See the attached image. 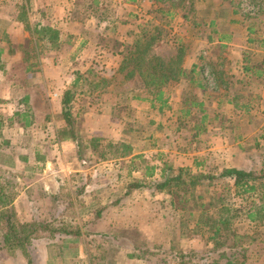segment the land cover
<instances>
[{"label":"rangeland","instance_id":"374dc122","mask_svg":"<svg viewBox=\"0 0 264 264\" xmlns=\"http://www.w3.org/2000/svg\"><path fill=\"white\" fill-rule=\"evenodd\" d=\"M120 2L113 0L115 5L108 11L113 19L124 24L121 30L111 32L103 45L108 48H102V52L110 55L116 53L117 60L112 67L120 65L117 54L122 58L127 47L136 42L138 33L146 29L160 34V41L147 60L152 57L176 60L182 51L183 68L191 71L190 65L195 61L196 72L203 76L187 77L186 73L178 81L163 86L168 105L160 110L159 103L153 107L150 102L152 88H144L136 80L126 82L125 74L114 75L112 68L106 71L101 68L103 64L97 65L99 72L108 74L104 78L110 84L94 92L89 85L97 84V79L89 75L86 83L76 89L71 105L80 148L66 133L67 128H63L64 138L76 147L63 148L64 157L57 150L51 132L46 139L39 135L41 127L35 126L25 143H20L21 140L13 145L5 143L2 129L0 148H13L12 158L20 165L15 164L17 167L13 170L6 168L7 165L0 168V245L9 232V215H12V225L18 232L21 230L22 238L34 231L36 225L50 224L53 231H76L86 225L88 220H83V224L77 221V209L71 205L61 213L55 210L56 206H51L43 215L46 217L43 224L42 221L23 223L24 216L29 214L26 208H12L13 214L8 213L7 206L15 195L45 179V186L54 193L32 194L28 198L69 203L75 200L77 207L85 206L79 210L83 219L97 217V212L103 209V206L91 205L115 199L124 201L121 209L113 207L99 217L113 219L123 214L122 222H117L111 231L106 228L107 232H120L119 235L104 234L100 227L102 233L87 229L84 237L83 234L73 237L74 246L61 239L63 245L83 250L84 258L79 259L71 256V248L62 249L63 258L69 264H116L124 251L135 259H142L143 264L147 260L150 264H224L229 256H221L235 251L242 256L236 257L240 263L264 264V185L254 194L241 195L232 180L219 178L225 169L235 168L264 175V77L248 76L243 73L242 64V59L250 60V65L255 61L257 69L264 71V0H145L142 5L137 3L127 8ZM22 3L23 0H0V9L9 11L10 16L18 15ZM127 14L128 18L124 19ZM84 15H87L85 11ZM213 20L214 26H209ZM1 29L0 42L10 43V56L15 61L11 66L12 74H18L15 86L28 89V106L21 110L28 115L25 119L30 123L43 122L42 126L53 117L57 122L63 120V111L57 113V107L50 103L53 99L60 103L63 97L53 94L71 85L73 80L68 78H72V68L66 70V79L62 81L41 77V55L50 50L43 36L49 35L38 32L23 44L13 46L7 32ZM217 33L234 34L235 44L227 39L223 47L216 42L209 43L210 38L215 40L219 36ZM59 41L54 44L60 45L59 59L68 60L73 54V39L63 32ZM85 54L94 58L97 52L92 48ZM213 68L217 78L215 91L216 87L210 88L213 80L208 78ZM199 82L206 84L207 89H199ZM230 101L239 107L234 108ZM1 116L0 129L9 119ZM93 116L104 119L94 122L90 119ZM204 117L207 119L202 120ZM91 139L98 141L91 145ZM23 147L31 153L30 163L22 158ZM23 162L27 163L26 169ZM152 168L153 176L150 175ZM187 170L191 177L206 176L193 193L180 189L179 194L172 195L168 190L155 189L164 179L163 171L168 177L184 171L183 180L187 182L190 180ZM104 185L111 186L112 191L100 190L95 195L89 192L84 197L86 189ZM135 185L138 187L133 188ZM35 209L38 215L39 209ZM256 209L262 210V218L250 221L248 214ZM221 217L226 225L222 226L217 247L210 239V226L205 223L218 222ZM44 232L39 231L38 238L50 237L49 231ZM30 251L27 256L21 249L0 250V264H39L42 257L38 248ZM33 251L37 252L33 254Z\"/></svg>","mask_w":264,"mask_h":264},{"label":"crops","instance_id":"0c3cea01","mask_svg":"<svg viewBox=\"0 0 264 264\" xmlns=\"http://www.w3.org/2000/svg\"><path fill=\"white\" fill-rule=\"evenodd\" d=\"M113 0H23L22 6H20V12H18V15H9V11L7 12L5 9H0V29L2 26H6L5 30L9 35V39L12 42V45L18 44H23L27 38H31V35L34 33H38L36 31H45L48 29H51L53 31H59L60 32V38L62 37V33L66 32L69 34L71 39H73L72 43V52L73 54L69 57L68 60L63 61V59H59L61 56V50L59 51V47H56V45L52 44L49 41V36H46L47 39H44V43L48 44L50 47L49 52H45V54L41 55V67H40V72L42 73L40 76H44L45 78H55L59 79L62 81L65 78L64 73L66 72L67 69H71L72 73V78H68L69 80L72 79L73 82L69 87L65 88L66 90L63 91L64 89H61L60 91H56L53 96L59 98L60 96L63 98H60V103H58V99L55 100L53 99L51 101V105L57 107V113H61L63 111L62 108V102L65 97L66 91L72 89L75 80L80 76L83 80L88 79L89 75H92V77L97 76H106L108 74L104 72H99L100 70L97 69V65L103 64V67L101 68H106L105 70H113V74L116 75L118 74V67L120 68L121 65V60L123 59V56H119L117 54V57L119 58V64H117V67L113 66L115 64V61L117 60L115 54L116 53H104L102 52V48L106 49L108 46H103L105 45L106 40L111 36V32L121 30V24L118 22L117 19H113V16H111V12L108 11L110 7H114V3H112ZM143 1V0H142ZM141 0H121V5L124 7H129V6H134L137 3H144ZM135 3V4H133ZM142 5V4H141ZM86 8V9H85ZM13 11L12 13L16 12ZM84 11L86 12L87 15H84ZM124 19L128 18V14L125 15ZM20 17L23 19L20 20ZM215 20H213L209 26H214ZM37 24H34L36 23ZM1 29V30H2ZM219 36L215 40L213 38L209 39V43L211 42H216L219 44H222V47L225 44V39L228 40L229 43H232V45L235 44V35L230 34L228 36H222L221 34L217 33ZM73 36V37H72ZM96 38H99L96 39ZM50 42V44L48 43ZM211 41V42H210ZM60 42V41H59ZM58 42V43H59ZM252 42V41H250ZM10 43L6 42L3 40V42H0V114H3L6 118L9 116V119L4 121L6 123L3 125L0 129V136L1 130L3 131V139L7 145H13L16 144L17 142L20 143H25L27 140H29V137H31V132L34 130L35 126L36 127H41L39 130V135L45 136L44 138H49L51 132L52 138L56 139L55 140V145L60 149V154L62 157H64V149L65 147L68 146H73L75 147V143L69 141L68 139H65L63 136V133L61 134L63 128L66 127V124L64 120H60L59 122L53 120L51 118V121L47 123L46 125H40L43 122H37V123H30L29 120L25 119V117H28L27 114H23L24 108H26V105L28 106L29 102V97L27 96L28 89H26V86L24 87H16L15 83L18 82L16 79V76L18 74H12V64L15 62L11 58L10 54V49L11 47L9 46ZM12 46V47H13ZM62 46V45H61ZM97 52L94 56L92 57L90 54L87 56L85 53L92 49ZM122 55V53H120ZM16 59V58H15ZM202 59V57H201ZM203 61V60H202ZM248 60L242 59V64L245 67V65H248ZM252 70L249 73L250 76H261L264 77V71H259L257 69L258 65L255 64V61ZM196 62L194 61V64L190 65L192 69L196 68L195 65ZM104 65H107L105 67ZM93 66V67H92ZM244 67H243V73H244ZM91 68V69H88ZM116 68V69H115ZM94 69V70H93ZM27 70H30L29 68ZM260 73V74H258ZM100 74V75H99ZM29 75V73L27 74ZM194 75L196 78L198 76L202 77L203 75L201 73L194 72ZM109 77V76H108ZM206 78V77H205ZM208 78L212 79L213 82H211V87L215 88L214 91L217 89V83L215 82V75L214 74H208ZM229 79L233 80V77H229ZM14 82V83H13ZM200 83V84H199ZM197 85L199 89L206 90L207 88L205 87L206 84H203L202 82H199ZM195 84V83H194ZM16 87V88H15ZM100 90V89H99ZM106 90V89H105ZM104 90V91H105ZM94 92L98 90H93ZM50 96V95H49ZM234 108L236 106L234 101L229 102ZM58 105H59V111H58ZM202 106V104L200 105ZM56 113V114H57ZM189 112L187 111V114ZM22 117V118H20ZM2 118V116L0 117ZM94 120V122L101 121L104 119V117L97 118L96 116L91 117L90 119ZM88 119V121L90 120ZM207 118L204 117L202 120H206ZM23 120V121H22ZM46 123V121L44 122ZM37 124V125H36ZM1 125V123H0ZM42 133V134H41ZM59 146V147H58ZM20 149L15 147V150ZM23 153V160L27 161V163H30L32 161L31 153L25 149L24 147L21 149ZM56 150V149H55ZM13 151V148L2 150L0 148V168L5 167L10 168L13 170L15 167L20 165L19 162L16 161L15 158H12L13 155H11ZM6 161V162H3ZM19 163V164H18ZM24 163V162H23ZM26 163V162H25ZM24 163V164H25ZM26 163V164H27ZM15 164L17 166H15ZM25 164V167L23 169L27 168V165ZM47 176V174H46ZM44 180H41L37 184H30L26 188H24L23 192L19 195L16 196L11 204L7 206V210L10 209L12 211V208L15 210H19L21 208H26L27 211L29 212L28 216H24V221L23 223H33L36 221H42V224L44 223L43 221L46 220V217L43 215H46V211L51 208V206H56V211L58 213L63 212L66 208H69L71 205L72 207L75 206L76 213L78 215L77 221L81 224H83V220H88L87 223L81 225V229H76V231H79L80 236H73V235H68L61 233L59 231H55V233H51L50 237L49 236H42L38 238L36 235L33 239V242L29 247H28V253H30V249L34 247V250H37L38 248V254L42 257L40 258V263L39 264H69L67 262V259L63 258V253L62 249L64 251H68L71 248V256L72 257H78L79 259L84 258L83 250L82 249H73L72 247L74 241L73 237L78 238L81 237L83 234V237L87 233V229L89 231H92L94 233L96 232H104V234H109L112 235V233L115 234V232H107L106 228L111 229L113 228L114 225L123 220V214L115 215V217H108V216H101L103 212L100 213L99 210L97 212V217H89L88 219H83L79 214L81 212L79 211L81 208H84L85 206L81 205L80 207L76 206V201L74 200L73 203H69V201L66 200H60L58 202L54 201L51 202L50 199L48 200H39L35 201L34 199H29L28 197L32 194H38V193H54L53 189H49L47 186L44 184ZM109 185H104V186H95L92 189H86V193L84 194V197H86L89 192H94L92 194H96V192H99L102 190V192H111ZM45 195V194H44ZM43 196V195H42ZM112 197V196H111ZM116 197V196H113ZM82 198V197H81ZM109 199V198H107ZM122 201L121 199H115V200H107L100 202L99 204H94L91 205L92 207L96 208L97 206H103V209L106 208L105 210H110L113 207L117 209L122 208ZM82 203V202H81ZM48 207V208H47ZM35 208L39 209L38 215H36ZM47 208V209H46ZM113 208V209H115ZM94 210V209H93ZM104 210V211H105ZM34 213V214H32ZM125 224V223H124ZM50 225V224H47ZM51 227V226H50ZM88 227V228H87ZM100 227L103 228V230L99 231ZM90 228V229H89ZM105 229V230H104ZM127 229V228H126ZM123 228V230H126ZM74 232V231H72ZM101 232V233H102ZM44 233H47L46 231ZM100 233V234H101ZM98 234V233H96ZM119 233L115 235H119ZM68 238V239H66ZM112 238V237H110ZM115 238V237H114ZM63 239L67 240L68 242H71V246H66L63 245L60 241ZM122 239V238H120ZM37 241V242H36ZM56 242L55 244L50 243V242ZM63 242V241H62ZM74 246V245H73ZM37 251H33V254H35ZM87 252V251H86ZM59 256H61L59 258ZM127 251H124V253L120 254V258L118 259L116 264H143L142 259L139 260L135 259V257H131ZM31 259V257H30ZM147 264H150L151 261L147 260ZM82 263V262H81ZM36 264V263H35ZM38 264V263H37ZM90 264V263H88Z\"/></svg>","mask_w":264,"mask_h":264},{"label":"trees","instance_id":"16d2710c","mask_svg":"<svg viewBox=\"0 0 264 264\" xmlns=\"http://www.w3.org/2000/svg\"><path fill=\"white\" fill-rule=\"evenodd\" d=\"M132 1V0H131ZM159 1V0H158ZM163 1V0H161ZM161 12V11H160ZM39 32V31H36ZM35 34V33H34ZM40 34L49 35V41L52 44H57L60 40V32L59 31H53L51 29L41 31ZM137 40L134 44L131 46H128V50L123 55V59L120 65V68L118 70V74L124 75V81L128 82L131 80H136L140 82L139 84L142 85L144 88H152L153 95L152 100H150L152 106L154 107L156 103L160 104V110H163L165 106L168 105V99L165 98V92L162 90L163 86L167 85L170 82L178 81L181 77L186 76L189 77L191 74L194 75V72H196V68L192 69L191 71H187L182 66V58L183 53L180 52L179 56L175 60L171 61H165L159 57H152V59L147 60V55H149L154 46L160 41V34H154L151 31H148L146 29H142L141 32L138 33ZM47 39L46 36H43V40ZM248 60V59H247ZM246 61V60H245ZM250 61V60H248ZM251 62H248V65H245L244 72L246 74L251 73L253 64L250 65ZM181 65V67H178ZM256 67V66H253ZM213 71V73H212ZM209 72L210 74H214L216 76V71L212 70ZM260 74V73H258ZM95 78L97 79V84L90 83L89 87L92 90H99L104 89L107 86H109V79L104 78L102 76L95 75ZM217 80V78H216ZM86 79H82L80 76L75 80V83L72 87V89L66 91L65 97L63 99V120L66 124V130H62L61 134L66 131V133H69V137L72 138V140L79 146L80 148V142L79 137L76 134L75 126L76 121L74 119V115L72 113V100L74 95L76 94V89L80 86L81 83H86ZM192 81V80H191ZM200 84V83H199ZM217 90V89H216ZM236 108L239 107V105L236 103ZM240 108H247V107H240ZM68 139V138H67ZM97 139H91L90 144L93 145L95 142H97ZM123 157H127V155H124ZM142 158V157H138ZM154 169H151L150 175L153 176ZM164 173V179L161 183H158L155 186V189L157 191H166L168 190L172 195H175L176 192L179 194L180 189H187V194L193 193V189L195 186L205 177L203 175H199L198 177H191L190 171L187 170V176H190V180L185 182L183 180L184 178V171H181L180 174L176 177H168L166 176V171H163ZM221 179H230L233 181V184L235 188L238 190V193L241 195H247V194H254L255 192L259 191L260 186L264 185V175L258 176L254 172H247L244 170L239 169H225L220 177ZM209 179H215L214 177H209ZM138 187V185L133 186ZM185 187V188H182ZM131 188V189H133ZM176 189V190H174ZM173 190V191H171ZM191 190V191H189ZM13 202V199L10 201V203ZM203 207V206H202ZM106 208L102 209L101 212H103ZM8 213L13 214L10 209H8ZM262 210L256 209L252 210L248 214V218L250 221L259 220L261 217ZM9 221V232L6 233L3 237L2 244L0 245V250L5 249H21L23 252L29 256L28 253V247L32 244L33 238L38 234L39 231H49L51 233H55L49 225H36L37 228L34 229L29 235L24 236L22 238V232L21 230L18 232L14 225H12V215H9L8 217ZM210 221V220H209ZM204 223V222H203ZM206 226H210L209 229L210 233H212L211 240L216 244L218 247L220 245V236L223 233L222 226H225V219L221 217L218 222H213L212 220L210 222L205 223ZM24 228V227H23ZM64 234L73 235V236H80L79 231H59ZM231 250V249H228ZM222 252H228V251H222ZM229 256L227 261L224 264H244L240 263V259H237L236 257H242L240 256L239 251L223 254L221 257ZM223 264V263H222Z\"/></svg>","mask_w":264,"mask_h":264}]
</instances>
